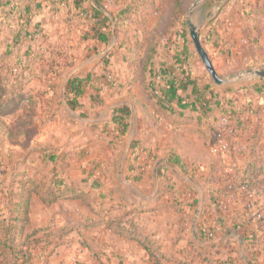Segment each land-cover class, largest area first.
<instances>
[{
    "label": "rangeland",
    "instance_id": "1",
    "mask_svg": "<svg viewBox=\"0 0 264 264\" xmlns=\"http://www.w3.org/2000/svg\"><path fill=\"white\" fill-rule=\"evenodd\" d=\"M194 1L102 0L111 16L121 13L124 19L110 44L84 38L92 22L70 17L67 4L55 3V10L43 4L35 19L38 34L30 39L40 61L28 64L27 77L19 75L21 68L13 56L2 57L8 27L19 26L15 17L19 5L16 1L0 5V239L14 224L20 264H146L149 254L141 241L147 240L161 246L166 264H183V258L184 264H264V79L249 78L252 70L264 68V0H227L218 12L220 0H204L189 14ZM187 19L199 25L201 41L218 75L227 78L225 84L213 82ZM122 40L136 49L141 41V58L123 53L118 47ZM47 43L65 53L64 58L55 57L54 68L46 63L47 51L40 48ZM184 44L193 50L184 63L191 75L232 98L236 116L260 125L256 130L242 126L228 142L213 143L220 137L212 132L217 117L203 118L170 138L182 144L183 155L175 164L163 166L161 182L152 176L156 159L151 161V156H147L151 163L143 159L127 174L125 162L118 166L121 152L113 150L119 132L106 117L113 114L107 112L109 106L122 108L121 102L131 95L107 101L110 82L100 77L111 70L120 78L119 73L127 70L123 57L136 60L134 67L141 68L140 60L145 63L151 51L154 61L179 72L173 57ZM64 63L68 64L62 69ZM89 70L102 89L93 86L73 108L67 80ZM239 73L243 75L236 78ZM260 86L263 90L256 91ZM171 154L176 152L166 155ZM117 169L123 171L121 178ZM250 169L255 172L248 173ZM187 177L201 186L200 214V192L185 182ZM61 180L63 185H54ZM130 185L160 200L143 210L133 202ZM29 192L33 196L20 213L17 209ZM126 192L131 197H125ZM187 203L192 206L186 208ZM200 223L207 237L199 235ZM132 234L138 238L132 239ZM1 261L10 259L0 247Z\"/></svg>",
    "mask_w": 264,
    "mask_h": 264
},
{
    "label": "trees",
    "instance_id": "2",
    "mask_svg": "<svg viewBox=\"0 0 264 264\" xmlns=\"http://www.w3.org/2000/svg\"><path fill=\"white\" fill-rule=\"evenodd\" d=\"M17 2L19 5V10H16V19L18 23L20 19H24L25 24H20L18 27L10 25L8 27V36L4 42V51L2 52V57L5 55H11L15 59V63L20 65L19 75L27 77L26 68L28 64L33 63V66L38 64L40 61L39 55L35 53V47L30 43V40H27L29 34L32 36L38 34L33 29L32 26V8L38 9L39 6L45 4L49 5L52 10L55 6V3L61 5H68L69 10L71 11L70 17L80 18L83 21L86 19L90 23L91 31L85 32L83 35L84 38H87L90 41H101L105 44H109L110 37L114 34L119 33L120 26L123 25L124 19L121 18V13L116 17L111 16L108 13L102 4V0H0V5ZM209 3L211 0H208ZM35 6H34V5ZM13 8L10 9L11 12ZM116 15V14H115ZM115 21L114 25H110V22H113L112 18ZM95 24V28L92 26ZM107 24V25H106ZM10 29V34H9ZM26 40L27 45H24L23 41ZM202 42V41H201ZM203 44V43H202ZM142 42L137 43L133 48L131 44L127 43L125 40L119 42L118 47L122 48L123 53H135L132 54L136 57H139L138 54L142 46ZM204 46V45H203ZM57 46L52 43H47V46L40 47L42 52L47 51L48 59L46 63L49 62L50 67H53L54 64H57L55 57L64 58L65 53L62 50L55 49ZM17 49V50H15ZM193 50L189 44H184L182 49L175 50L174 57L175 63L177 66L175 68L179 72L174 71V68L167 66L165 62H160L158 60L154 61L155 52H149L147 60L145 63L140 60L142 63L141 68H136V60H131L130 58L126 61L127 63V74L123 79L115 77L113 71L109 70L106 74V71L102 74L100 79H105V82L110 86V93L114 95L115 93H120L123 89H130L137 81L142 77V81L147 91L150 103L155 109V113L162 118H166L173 123L176 127L183 126H197V124L202 123L203 118H212V115H216L215 125L213 124V133H219L220 137H214L213 143L220 142L222 140L229 139L230 137L237 136L233 134L238 128L252 127L255 130L259 127L258 123H251L246 120H242L241 116H236V106L234 105L232 98H227L222 95L220 88H217L209 83H200L196 77L191 75L188 66H184L186 60L190 59L193 55ZM1 54V53H0ZM45 55V54H44ZM43 55V56H44ZM141 58V57H139ZM66 59V58H65ZM68 63L61 65V68L64 69ZM107 65V64H106ZM133 68H132V67ZM110 67V66H109ZM108 69H111V67ZM54 68V67H53ZM23 78V77H21ZM97 78H93V73L88 72L85 76L71 75L66 83V89L68 96H71V106L77 108L76 104L78 98L83 96L86 89L89 87H95L96 89H102L97 82ZM99 86V87H98ZM230 90L234 91L233 88ZM263 87H257L256 91H262ZM218 113V114H217ZM195 116V118H191ZM108 123H112L116 126V130L119 132L117 136V141L113 142L114 151L116 153L121 152V142L122 137L127 131L128 128V114L126 111H123L121 108L114 109L113 114L110 119L107 120ZM214 122V120H213ZM251 123V124H250ZM223 128V131L220 132V129ZM225 129L227 131L225 132ZM223 134H228V138L224 139L221 136ZM253 138H256L253 136ZM131 154L127 163L128 172H134L137 168L136 164L140 161V157L143 153H150L151 147L144 143L141 140L134 142L131 146ZM180 159L179 155L171 154L169 160L173 163L178 162ZM184 166V164H183ZM254 169H250L248 173H254ZM136 180H139L138 176H134ZM65 182L61 180L54 185H63ZM32 189H36L37 186L34 184L31 185ZM92 188L90 187L89 190ZM166 191V190H165ZM33 196V192H29L26 202H23L17 209L20 213H23L25 207L28 206V201ZM220 219V218H218ZM126 223V222H125ZM120 224H122L120 222ZM15 226L14 224L8 226L6 229L9 234L4 236L3 240L0 239L1 252L5 258H9L10 262L1 261L0 264H20L19 259L21 258L19 242L16 240V236L13 232ZM199 235L202 237H207V232L204 230L202 223L198 225ZM121 235L124 234L123 231L117 228V231ZM126 234V232H125ZM133 238H138V235L132 234ZM195 241V240H194ZM202 241V240H201ZM198 243V241H195ZM200 242V241H199ZM193 244V242H191ZM144 249L149 254V261L147 264H166L161 257V246L152 241H141ZM203 247L202 242H200V248ZM19 249V250H18ZM186 261H183V264ZM224 264V263H223Z\"/></svg>",
    "mask_w": 264,
    "mask_h": 264
},
{
    "label": "crops",
    "instance_id": "3",
    "mask_svg": "<svg viewBox=\"0 0 264 264\" xmlns=\"http://www.w3.org/2000/svg\"><path fill=\"white\" fill-rule=\"evenodd\" d=\"M40 12H42L41 10L38 9H33L32 8V26L33 29L36 31L37 28V23L38 20H35L38 13L40 14ZM24 19L21 18L20 19V24H25L24 23ZM37 32V31H36ZM9 34H10V29H9ZM37 35V34H36ZM32 34H29V37H27V40L31 39ZM24 45H27L26 40L23 41ZM110 44V43H109ZM114 45V44H113ZM125 69H127V63L124 60L123 57V61ZM112 67H115L112 66ZM76 71V70H75ZM74 71V72H75ZM92 71V70H91ZM90 72V70L88 71ZM116 72V71H115ZM127 74V70L123 71L121 74L119 73V76L121 79H123V77H125V75ZM86 75V74H85ZM84 75V76H85ZM92 87H89L86 89L84 96L88 95L89 92L92 91ZM110 89V87H109ZM106 98L108 101L109 97H117V96H122V94H130L131 95V101L130 100H123L122 103V110L126 111L128 114V128L126 133L124 134V136L122 137V142H121V158L118 162V166L120 164H122L123 162H125V172L128 174H130V172H128L127 170V163H128V159L130 158V154H131V146L134 142L141 140L144 143H146L147 145H149L151 147V152L150 153H143L142 156L140 157V162L139 163H144L143 159L146 160L147 162L153 161L154 159H156L155 164L153 165V178L158 182H161V175L164 174V169L167 163H171V164H175L172 161L169 160V156L168 152L169 151H175L177 155H179V157L182 158L181 155L182 154V144L177 140V139H172L170 142V138L173 136H179L180 133H182L185 127H187L186 125L183 126V124L180 127H176L175 125H173V123L171 121H169L166 118H162L161 116L157 115L155 116V109L153 108V105L150 103L149 97L147 95V91L146 88L144 86V83L142 81V77L140 79H138V81L130 88V89H123L120 93H115L114 95H112L110 93V90H108V92L106 93ZM107 107L108 102L106 103ZM130 107L131 110L128 108ZM115 109L112 108V106L108 107V111L107 112H113ZM110 115L106 118L110 119ZM176 144H173V143ZM114 150V149H113ZM181 154H180V153ZM167 154V155H166ZM147 156H151L153 159L147 157ZM168 157V159H167ZM151 171V169L149 170V172ZM122 170L121 169H117V175L119 178H121V174H122ZM147 172V173H149ZM148 175V174H147ZM147 175L145 176V179L147 178ZM101 177V175H100ZM103 179V178H102ZM141 179V178H140ZM139 179L138 182H140L141 180ZM147 181V180H144ZM131 186V190L132 193L130 194L133 197V202L138 203L139 205H141L142 209L144 210L145 207L149 204V203H155V201L160 200V198H153V197H149L147 194H144V192H142V190H137L135 189L132 185ZM130 193V192H129ZM127 194V192H126ZM120 196V194H118ZM129 194H127V196L125 197H131ZM118 197V196H117ZM136 205V204H135ZM190 203L186 205V208H190ZM127 235V234H122V236ZM132 236L134 235H130V237L132 239ZM163 241V240H162ZM144 248V247H143ZM145 250V249H144ZM146 251V250H145ZM147 252V251H146ZM148 255V254H147ZM149 261V255H148V259H147V263ZM183 261H185V259L183 258ZM146 263V264H147Z\"/></svg>",
    "mask_w": 264,
    "mask_h": 264
},
{
    "label": "water",
    "instance_id": "4",
    "mask_svg": "<svg viewBox=\"0 0 264 264\" xmlns=\"http://www.w3.org/2000/svg\"><path fill=\"white\" fill-rule=\"evenodd\" d=\"M204 0H195L192 5L189 8V14H192L195 9L203 2ZM227 0H220L219 5L217 6L216 12L220 11L222 6L226 3ZM187 24L189 26V31L191 34L192 41L195 45V48L197 50V53L199 54L202 62L204 63L205 67L208 69L209 73L211 74V77L213 79V82L216 85H223L227 82V78H222L218 75L213 62L211 58L209 57V54L207 53L205 47L203 46L201 42V37H200V30H199V25L194 23L191 19H187ZM243 75V73H239L238 76H235L236 78H239V76ZM250 79H264V68H259L252 70L251 73L249 74ZM185 182L191 186L196 187L197 190L200 192V202L198 206L197 213L200 214L202 210V205L203 201L201 198V186L198 182L195 180L187 177L185 178ZM240 246H242V238L238 237Z\"/></svg>",
    "mask_w": 264,
    "mask_h": 264
}]
</instances>
